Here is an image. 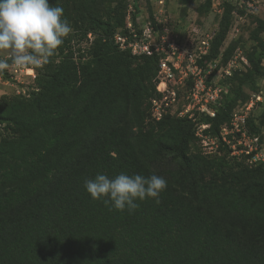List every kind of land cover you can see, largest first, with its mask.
<instances>
[{"label":"trees","instance_id":"obj_1","mask_svg":"<svg viewBox=\"0 0 264 264\" xmlns=\"http://www.w3.org/2000/svg\"><path fill=\"white\" fill-rule=\"evenodd\" d=\"M57 4L75 34L34 67L31 96L0 98V264H264V163L232 156L221 141L207 155L196 135L208 125L204 134L220 139L235 101L222 94L215 117L156 121L160 57L134 56L112 40L128 0L119 23L120 8L106 20L90 9L87 19L76 4L69 12L50 0ZM92 31L104 36L75 52L73 38ZM222 43L218 36L201 63H216ZM247 128L264 143V113L251 114ZM122 172L163 176L160 202L120 212L86 192L85 180Z\"/></svg>","mask_w":264,"mask_h":264},{"label":"rangeland","instance_id":"obj_2","mask_svg":"<svg viewBox=\"0 0 264 264\" xmlns=\"http://www.w3.org/2000/svg\"><path fill=\"white\" fill-rule=\"evenodd\" d=\"M63 1L69 4V12H72V8L76 4L80 10V17L87 18L89 10L92 9L96 12V16L103 20L108 19L107 12L109 10L113 12L115 8H120L125 2V0ZM139 1L141 2V0ZM165 2L169 21V40L174 37L176 40L181 39L179 41L184 42L190 35L195 34L202 38L207 37L210 52L211 45L220 36L223 39L217 59L220 69L214 72L212 83L216 86L220 85L223 95H229L235 101L234 109H243L250 102H254L252 114L254 116L263 114L264 0H165ZM153 4L152 0H142L140 3L146 15L152 12ZM230 6L229 20H227L226 15ZM124 14L125 7L120 8L117 14L112 15V23L122 21ZM73 23L75 22L72 21ZM124 26L121 28L118 26V30H123ZM92 32L94 33L89 34L87 39H82L80 35L73 38L70 46L75 52H78L79 49L87 50L96 39L104 36L101 31ZM228 49L231 52L226 54ZM249 54L254 58L255 64L259 65L258 72H253L255 70L249 61ZM225 59L226 61H224ZM230 63L232 64L231 74L227 75L224 70ZM16 69L10 67L0 71V98L3 95L29 97L37 90L36 79L32 76V74L37 76L34 67H30L26 71L25 69ZM259 97L261 101H258ZM200 146L203 148L206 145L201 142Z\"/></svg>","mask_w":264,"mask_h":264},{"label":"built area","instance_id":"obj_3","mask_svg":"<svg viewBox=\"0 0 264 264\" xmlns=\"http://www.w3.org/2000/svg\"><path fill=\"white\" fill-rule=\"evenodd\" d=\"M138 1L128 0L125 26L112 40L121 51H129L134 56L160 57L156 83L161 97L152 100V118L159 121L163 115H172L194 119L196 111L215 117L212 106L221 100L223 89L212 83L213 71L220 69L219 63H201L209 53V39L195 34L184 42L174 37L169 40L165 0H152L154 7L147 15L140 5L142 0ZM231 63L224 70L227 75L231 74ZM32 76L36 78L35 74ZM258 99L261 101L260 97ZM253 108L254 102H250L245 108L236 109L230 124L222 127L220 139L204 134L209 126H200L196 135L206 145L204 153H218L221 141L232 150V156L247 157L250 165L264 163L262 138L247 128Z\"/></svg>","mask_w":264,"mask_h":264},{"label":"clouds","instance_id":"obj_4","mask_svg":"<svg viewBox=\"0 0 264 264\" xmlns=\"http://www.w3.org/2000/svg\"><path fill=\"white\" fill-rule=\"evenodd\" d=\"M73 29L64 9L50 0H0V71L15 67H42L65 43ZM93 200L102 201L110 210L134 212L137 201L154 199L167 188V180L160 175L120 173L114 178L97 174L84 182Z\"/></svg>","mask_w":264,"mask_h":264}]
</instances>
